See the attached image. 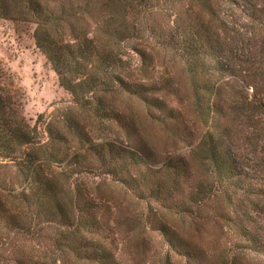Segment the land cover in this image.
<instances>
[{
	"label": "trees",
	"instance_id": "trees-1",
	"mask_svg": "<svg viewBox=\"0 0 264 264\" xmlns=\"http://www.w3.org/2000/svg\"><path fill=\"white\" fill-rule=\"evenodd\" d=\"M0 19L36 24L70 94L32 125L0 85V264H124L125 225L101 187L84 184L95 176L139 204L205 214L213 250L152 228L187 264H264V0H0ZM161 48L180 60L201 126L187 143L192 162L174 142L146 139L130 107L153 106L173 140L182 133L154 94H179L153 72Z\"/></svg>",
	"mask_w": 264,
	"mask_h": 264
},
{
	"label": "rangeland",
	"instance_id": "rangeland-1",
	"mask_svg": "<svg viewBox=\"0 0 264 264\" xmlns=\"http://www.w3.org/2000/svg\"><path fill=\"white\" fill-rule=\"evenodd\" d=\"M36 29V24L30 21L0 19V85L15 93L21 104L22 114L32 125L48 118L57 107L70 99V94L60 85L57 74L36 45ZM144 48L150 49L149 46ZM159 50L153 72L159 77L165 76L176 85L179 94L177 98L168 93L154 94L162 97L169 107L174 108L182 133L176 136V141L173 140L164 125L156 121L160 111L155 107H149L136 99L130 101V107L137 114L146 139L159 147L174 142L175 147H171L172 150L177 148V155H183L192 162L190 154L187 153L190 149L187 143L192 139L198 141L201 126L193 111L192 95L186 84L187 75L180 65V60L170 51L164 48ZM126 60L130 61L133 67L139 64L137 58ZM134 76H139L137 71ZM84 181V184H89L94 190L98 186L101 187L111 198L113 212L125 225L119 229L122 233L118 238L119 257L124 264H163L166 258H170L175 264H187L184 259L170 251L163 235L152 231L158 223H165L187 242L199 240L201 245L210 250L220 247L217 243L219 238L213 234L211 224H206L205 214L192 219V214L182 215L174 208L153 201L139 204L131 193L121 189L119 183L105 176H95ZM169 205L174 206L175 203L170 202ZM132 218L135 223L130 226L127 222ZM194 223L204 227L201 233H198L200 237L192 234ZM219 242L224 245L225 240Z\"/></svg>",
	"mask_w": 264,
	"mask_h": 264
}]
</instances>
